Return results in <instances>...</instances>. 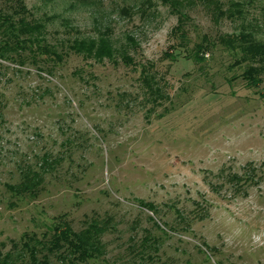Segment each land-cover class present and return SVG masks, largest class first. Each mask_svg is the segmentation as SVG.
Returning a JSON list of instances; mask_svg holds the SVG:
<instances>
[{"label":"rangeland","instance_id":"rangeland-1","mask_svg":"<svg viewBox=\"0 0 264 264\" xmlns=\"http://www.w3.org/2000/svg\"><path fill=\"white\" fill-rule=\"evenodd\" d=\"M16 1L63 55L0 59V252L97 221L49 262L264 264V0Z\"/></svg>","mask_w":264,"mask_h":264},{"label":"trees","instance_id":"trees-1","mask_svg":"<svg viewBox=\"0 0 264 264\" xmlns=\"http://www.w3.org/2000/svg\"><path fill=\"white\" fill-rule=\"evenodd\" d=\"M162 3L170 5L179 18H184V7L193 3V0H161ZM208 1V0H207ZM17 2V8L11 6V15L0 20V59L14 60L23 65L31 55L36 54L46 56L51 54L50 58L61 60L62 55L57 52L55 46L50 45L45 35V24L32 18L26 12L21 1ZM206 3V0H201ZM22 5L19 9V6ZM20 10V11H19ZM22 14V15H21ZM30 15V18H28ZM178 18V19H179ZM238 40V39H236ZM107 47L105 38L97 40L88 38L75 39L68 42V49L75 50L85 58L93 56L96 60L102 57L111 56V51L104 53ZM201 47L198 46V52L193 54L194 59L199 58L198 54ZM48 58V57H47ZM35 60V58H32ZM125 61H129L123 58ZM249 78V75H247ZM89 224L80 231H75L70 224L65 226L53 225L49 232L43 233L42 238L37 237V233L24 234L18 242L12 241V250L5 253L0 252V264H51L49 255L59 253V257L64 260L73 255L76 258H88L92 253H97L100 244L101 229L97 228V221ZM20 260V261H19Z\"/></svg>","mask_w":264,"mask_h":264}]
</instances>
